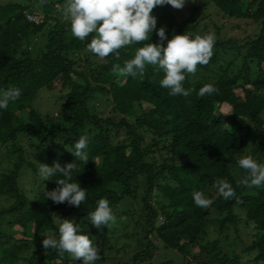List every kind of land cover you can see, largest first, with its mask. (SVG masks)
Returning a JSON list of instances; mask_svg holds the SVG:
<instances>
[{"label":"trees","instance_id":"obj_1","mask_svg":"<svg viewBox=\"0 0 264 264\" xmlns=\"http://www.w3.org/2000/svg\"><path fill=\"white\" fill-rule=\"evenodd\" d=\"M191 1L151 13L168 38L215 36L209 62L185 75L188 96H169L157 67L146 65L143 79L113 70L138 47L156 43L155 31L148 41L99 58L86 48L93 34L83 41L71 35L62 15L67 0H0V89L21 92L0 110V264H81L42 246L44 236L56 235V217L73 220L97 244L96 264H243L223 249L220 236L227 230L238 239L241 230L255 233L244 252L255 254V264L264 262V185L240 184L237 166L247 155L264 164V0H212L179 19ZM210 3L216 17L246 24L236 25L240 37L226 36L227 24L202 22ZM205 84L217 91L198 95ZM43 89L60 94L62 115L45 116L34 107ZM81 135L88 137L90 160L77 159L71 179L86 189V199L80 206L55 204L44 189L64 177L42 181L30 155L64 166L75 160L70 151ZM217 179L231 184L233 198L217 192ZM197 190L211 200L207 207L193 203ZM100 198L109 201L115 220L96 228L87 213ZM16 226L27 237H13Z\"/></svg>","mask_w":264,"mask_h":264},{"label":"clouds","instance_id":"obj_2","mask_svg":"<svg viewBox=\"0 0 264 264\" xmlns=\"http://www.w3.org/2000/svg\"><path fill=\"white\" fill-rule=\"evenodd\" d=\"M186 0H67L62 10L63 17L70 23L71 35L83 41L89 34H93L90 42L86 44L89 52L99 58H105L115 53L123 46L140 41L149 40L153 31L158 37L156 43H145L138 47L132 58L126 60L123 66L113 65V70L123 76L143 79L146 65L157 67L163 72L159 84L168 90L169 96H188L189 90L182 86L186 73H194L197 65H206L213 55L212 49L215 36L212 33L188 36L174 34L171 38L166 36L165 27L157 28V19L151 15L155 6L170 5L181 9ZM217 89L212 84H205L198 90V95L205 96L215 93ZM20 89L10 87L0 89V110L7 109L10 103L19 99ZM88 137L81 135L72 145L70 151L75 160L64 166L53 161L52 166L39 163L37 174L42 181L60 174L62 179L56 182L57 187L52 190L44 189L46 199L55 204L67 203L69 206H80L86 199V189L77 181L71 179L72 172L78 167V159L83 165L87 164ZM237 166L243 170L239 183L244 186L261 187L264 185V164L258 163L251 155L243 156L237 160ZM217 192L225 199L235 196L231 184L225 179L214 182ZM193 203L200 208L207 207L211 200L202 191L192 193ZM88 221L100 228L115 217L106 198L96 201L93 211L87 213ZM56 235L44 236L42 246L55 249L60 255L67 253L73 260H80L81 264H96L101 259L100 248L93 244L89 235L81 233L79 224L67 218L56 217Z\"/></svg>","mask_w":264,"mask_h":264},{"label":"rangeland","instance_id":"obj_3","mask_svg":"<svg viewBox=\"0 0 264 264\" xmlns=\"http://www.w3.org/2000/svg\"><path fill=\"white\" fill-rule=\"evenodd\" d=\"M211 1L212 0H192L190 3H188L185 6V8L183 10L178 12V18L181 19L182 17H188L189 13H190L191 6H199V5H203L206 2H211ZM215 11H216V9L214 7V4L210 3V5L208 6V8L205 11V14L208 15V17L206 16V18L205 17L201 18L202 22L204 24H207L208 26H211L213 24L212 21L227 24L226 29L224 30L226 36L240 37V35L242 34L241 33L242 31H241V29L236 28V25L239 24L241 26H245L246 24H244L241 20H227V19H224L222 17H216ZM41 18L42 17H40V19ZM42 45H43V43L36 45V49L39 50ZM237 92H240V91H237ZM59 97H60L59 93H53V92L49 93V92H47L46 89H43L38 93V97L34 103V107L39 112H41V114H43L45 116L56 117V116L62 115L63 111H64V106H63V103ZM100 102L98 101L97 104L100 105ZM100 106L103 107L105 110H109V108L111 107V105L107 104V103H104ZM228 109H229L228 106H226V105L222 106L223 112H225V113L229 112ZM22 115H23V117L27 116L26 114H22ZM21 141H22V144H25L26 146L29 143L27 138H25V137H22ZM30 159L32 161L39 162V163H41L43 161L40 159V157L37 155V153H31ZM32 185H33V182L28 181L27 187L29 189H33ZM214 226H215V224H214ZM10 231H13L12 235H13V237H15L17 239L27 237V235H25V233L21 229L19 230V227H17V226L10 229ZM215 234L217 236L216 229H214L213 235H215ZM254 234L255 233L251 234L247 230H241L240 239H238V238H236V235L233 233L232 230L224 231L222 233V235L220 236L223 249L226 251V253L231 254L233 252V253L239 255L243 264H255V262L253 261L255 254L254 253L250 254V253L244 252V249L249 247L251 242L253 241L252 239L254 238L253 237ZM155 243H157V242H155ZM157 245L159 246L158 243H157ZM161 252H164V251H161ZM258 264H264V262H259Z\"/></svg>","mask_w":264,"mask_h":264},{"label":"built area","instance_id":"obj_4","mask_svg":"<svg viewBox=\"0 0 264 264\" xmlns=\"http://www.w3.org/2000/svg\"><path fill=\"white\" fill-rule=\"evenodd\" d=\"M29 19H30V20H36L37 22H38V21H41V19H40L39 16H36V17H35V16H29Z\"/></svg>","mask_w":264,"mask_h":264}]
</instances>
